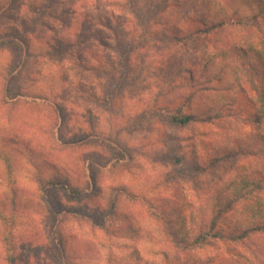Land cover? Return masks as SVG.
Segmentation results:
<instances>
[{
    "label": "rangeland",
    "instance_id": "rangeland-1",
    "mask_svg": "<svg viewBox=\"0 0 264 264\" xmlns=\"http://www.w3.org/2000/svg\"><path fill=\"white\" fill-rule=\"evenodd\" d=\"M48 1L0 0V39L11 40L18 34L26 37L28 32H36V36L29 37L36 54H45L50 49V55L36 61L28 70L32 77H29L27 87L34 95L50 90L48 95H44L49 97L56 93L64 101L67 100V103H63L64 110L67 109V119L63 125L69 129L58 126L51 130L47 122L48 113L42 105H26L22 114L16 111L15 115L9 113L10 109L0 108V138L6 134L15 135L16 128L20 127L30 141L42 140L61 145L58 135L64 140L78 135L80 142L91 148L101 145L100 150L108 155L105 161L110 159L111 165L100 174L97 172V177L100 175L98 187L90 191H86L89 181L85 163L90 152L84 147H71L70 153L77 164L74 179L82 194L71 196L63 190H56V198L63 201V207L59 209L80 211L87 205L94 212L98 205L93 204L99 202L98 196H104L110 187L125 189L126 192L119 195L115 215L106 219V232H101L94 221L66 218L61 232L66 244L75 246L76 254H71V262L159 264L162 259L157 253L165 250L167 243L164 240L174 235L169 230L171 225L165 224L167 211L171 212L173 219L185 223L188 229L192 228L193 224L189 221L191 213L196 212L211 190L234 172L235 159L211 163L216 157V153H213L217 141L231 140L233 136L224 128L226 118L207 125L192 124L186 128L172 126L163 118L170 110L183 109L184 114L199 110L197 102H187L195 95L197 88L193 84L188 85L187 72L182 69L181 62L185 63L186 68L196 70L194 66L213 49L204 35L180 45L170 42L164 35L172 34L175 26L182 25L187 16L208 14L217 0H132L137 16L145 21L144 30L151 32L148 40L144 38L140 23L130 14L129 7L123 6L122 9L116 6L114 0ZM220 2L228 4L230 0ZM110 13L114 14L115 21L111 28L108 27ZM127 18L130 20L125 23L124 19ZM22 21L28 24L27 31L15 29ZM72 21L74 23L70 29ZM33 22L39 23L38 29L31 25ZM63 32L65 42L72 43L59 42V48L48 43L54 39L55 33ZM235 32L236 40L243 45L261 51L264 49V38L258 35L255 28H239ZM116 33L125 36L123 43L115 42ZM141 35L144 36L139 41ZM133 41L142 43V46L146 44V48L133 53L128 79L121 78L117 69L113 68V50L105 44H114L121 54H125L127 45ZM4 49L0 47L2 74L12 62L18 60L12 51ZM118 60L116 55V62ZM109 63L111 66L107 68ZM33 83L34 86H31ZM2 89L3 80L0 79V92ZM65 94L67 97H64ZM253 96L249 88V92L240 94L235 103L237 116L233 114L232 120L237 122L238 130L233 140L261 141L254 123L262 107L250 100ZM71 115L74 118L69 125ZM54 116L56 119V112ZM95 126H101L106 131L98 133ZM39 144L41 148H38V152L47 151L43 144ZM16 149L25 152L23 147ZM122 155L125 159H122ZM12 156L17 165L20 185L33 191L37 185L31 184L29 177L30 173H35V168L26 158L18 162L15 154ZM175 156L182 158L181 166L174 162ZM27 157H31L28 152ZM32 158L35 160L34 156ZM37 160L42 161L40 158ZM120 162L122 166L118 165ZM114 165L118 166L112 168ZM4 172V165L0 162V192L7 190L2 175ZM87 198L94 199L92 206L87 200L81 205H69L68 202H82ZM23 215L24 223L28 224V212L24 211ZM38 225L45 231L41 219H38ZM68 233L74 237L75 244L68 242ZM188 251L179 253L182 260L187 257ZM171 252L179 251L173 248ZM190 253L197 258L216 253L221 261L214 264H240L237 256H250L242 245L234 243H211L204 249L194 248ZM38 254L34 252L33 257H38ZM232 255L238 258L237 262ZM47 260L50 264H59L47 252L35 262L46 264Z\"/></svg>",
    "mask_w": 264,
    "mask_h": 264
},
{
    "label": "trees",
    "instance_id": "trees-1",
    "mask_svg": "<svg viewBox=\"0 0 264 264\" xmlns=\"http://www.w3.org/2000/svg\"><path fill=\"white\" fill-rule=\"evenodd\" d=\"M114 1L116 6L122 9H124L123 6L129 7L130 14L140 23L142 33L145 34L143 36L148 40L151 32L148 29L144 30L145 21L137 16L132 0ZM48 2L55 3L54 0ZM214 4H216L215 7L210 8L208 14L198 17L187 16L182 25L175 26L176 30H173L172 34L164 35V38L177 45L204 35L213 49L194 66L196 70L186 68L185 63L181 62L182 69L187 72L188 85L193 84V87L197 88L195 95L191 96L187 102H197L199 110L190 114H184L183 109L170 110L164 114L163 118L170 125L180 128H186L192 124L207 125L226 118L224 128L233 136L230 137L231 140L217 141L213 153H216V157L211 163L235 159L234 172L228 179L220 182L213 191L211 190L196 212L191 213L189 221L193 224L192 228L188 229L184 226L185 223L173 219L170 216L171 212L167 211L165 224L171 225L169 230L173 231L174 235L164 240L167 243L164 246L165 250H158L160 252L157 255H160L162 259L159 264L219 262L221 257L216 253L203 255L201 258L190 255L192 249H204L211 243L242 245L250 256L245 254L237 256L240 264H264V49L261 51L253 46L243 45L236 40L235 32L239 28H255L258 35L264 38V0H230L228 4L225 2L221 4L220 0H217ZM2 9L4 10L5 7ZM108 18V27L111 28L115 24L114 14H108ZM124 20L128 23L130 19ZM19 23L20 26L15 28L16 30H28L26 22ZM73 23L72 21L70 29ZM31 25L36 29L39 27V23L36 22ZM124 30L127 31L125 26ZM28 33L30 36L23 37L18 34L11 40L0 39V47L12 51L14 58L18 59L8 66L4 74L0 72V79L3 80L0 108L10 109L9 113L15 115L16 111L17 114H22L26 105L35 107L42 105L48 113L47 122L51 125V130H55L58 126L63 128L66 126L63 124L67 119L65 117L67 109L64 110L63 103H67V100L64 101L56 93L49 97L45 96L44 94L48 95L50 90H46L44 94L37 93L35 96L30 91L31 88L27 87L29 77H32L28 70L36 61L51 54L49 48L45 54H36L33 50L34 43L29 41V37L36 36V32ZM64 33H55L54 39H50L48 43L55 48H59L57 45L59 42L72 43V41L65 42ZM143 36L141 35L138 40L142 41ZM114 37L117 44L125 40V36L120 33H116ZM127 38L129 39L130 35ZM145 45L142 46V43L133 41L127 45L126 53L121 54L114 44H105L107 48L113 50L115 59V62H112L113 68L117 69V74L121 78L128 79L132 55L136 50L146 48ZM116 55L118 62H116ZM110 66V63L106 65L107 68ZM249 88L254 95L250 100L260 105V108L262 107L254 123L261 140L256 143L233 140L238 130L237 122L232 120L233 114L236 115L235 103L240 94L246 95L249 92ZM66 94L64 97H67ZM258 95L259 98L256 99ZM230 96H232L231 99ZM54 112L57 114L56 119ZM73 118L74 116L71 115L69 125ZM95 127L98 133L106 131L101 126ZM15 131L17 133L10 135L12 137L6 134L0 138V162L4 165L5 172L2 175L7 184V190L0 192V264H41V261L38 263L35 261L41 259L44 252L57 259L59 264H75L71 262V254H76L75 246L67 245L61 232L66 218L94 221L101 232H106L108 231L106 219L110 215H115L119 195L126 191L112 186L104 196H98L100 199L96 204H93L95 201L90 198L82 202L68 200L69 205L71 203L81 205L86 200L91 206L98 205L94 212L87 205L80 211L60 210L59 208L63 207V201L56 198V190H63L71 196L82 194L74 179V168L77 164L75 157L70 153L71 147H84L87 152H90L85 158L89 181L86 191L96 190L95 188L98 187L100 175L97 177V172L100 174V171L111 165L110 159L105 161L108 155L100 150L101 145L91 148L88 144L80 142L78 135L68 140L58 135V140L61 142V145H58L52 142L45 143L42 140H31V142L22 128L18 127ZM39 143L43 144L48 152H38V148H41ZM18 147H23L25 152L16 149ZM107 149L109 150V146ZM27 152L30 158L27 157ZM14 154L18 162L26 158L27 162L35 168V173L32 175L30 173L29 177L31 184L37 185L33 191L20 185L16 172L17 165L12 156ZM122 157L125 159L124 155ZM39 158L42 161L37 160ZM174 162L181 166L182 158L175 156ZM118 165L122 166V163ZM116 166L111 167L116 168ZM24 211L30 216L28 224L23 221ZM38 219L45 224V231L38 225ZM68 238V242L75 244V239L70 233ZM173 248L179 252H171ZM186 251H188L187 257L182 260L179 253ZM34 252H39V256L34 258ZM227 254L231 255L230 252ZM234 258L237 262L238 258ZM45 262L50 264L48 260Z\"/></svg>",
    "mask_w": 264,
    "mask_h": 264
}]
</instances>
